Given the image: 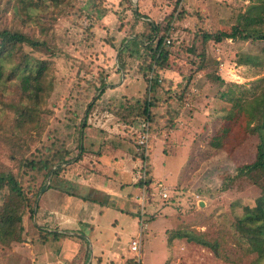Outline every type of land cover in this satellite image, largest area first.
<instances>
[{
	"label": "rangeland",
	"instance_id": "1",
	"mask_svg": "<svg viewBox=\"0 0 264 264\" xmlns=\"http://www.w3.org/2000/svg\"><path fill=\"white\" fill-rule=\"evenodd\" d=\"M174 1L0 0V28L11 27L40 39L50 34L60 49V54L52 56L42 46L7 44V53L0 56V135L2 125L13 126L34 152L55 141L62 144L68 155L57 172L59 179L68 164L70 172L74 167V173L81 167L94 171L98 150L94 144L91 150L82 148L85 136L124 140L139 158L136 133L126 125L127 120L135 124L131 120L144 104V92H136L145 83L137 66L148 52L144 44L151 33L148 20L164 25ZM255 3L181 0L176 7L175 15L182 11L185 16L172 22L174 30L167 37L172 66L161 74L158 94L150 96L156 111L149 121L146 155L152 181L146 185L145 212H160L155 221L147 222L145 213L141 216L137 210L136 234L131 237L133 231L128 229L115 243L129 246L140 234V264H250L256 255L237 239L233 220L242 205L254 204L260 186L234 175L238 166L255 158L258 138L246 126V106L240 107L254 104L253 97L264 90V39L222 36L217 40L218 34L230 33L237 23L243 26L244 18L256 11L250 7ZM251 24L264 33V18ZM205 33L212 37L203 42ZM23 57L33 71L37 62L45 63L38 78L40 88L32 85L34 73L29 69L10 74L15 64H24L19 63ZM100 77L107 86L98 95ZM238 97L243 101L238 102ZM95 110L120 119L117 129L110 121L103 126L88 123ZM6 151L5 141L0 142L4 168L10 165ZM228 178L232 180L227 182ZM158 181L180 193L177 204L161 206L162 199L155 194ZM137 188L136 193L141 189ZM41 195L42 191L37 208ZM43 224L36 213L26 216L25 227L35 242L0 244V264H63L48 242H37V227ZM179 231L208 244L178 237ZM86 243L91 252L88 239ZM111 244L107 241L102 247ZM130 257L129 251L119 264H128Z\"/></svg>",
	"mask_w": 264,
	"mask_h": 264
},
{
	"label": "trees",
	"instance_id": "2",
	"mask_svg": "<svg viewBox=\"0 0 264 264\" xmlns=\"http://www.w3.org/2000/svg\"><path fill=\"white\" fill-rule=\"evenodd\" d=\"M181 0L174 1V8L165 17L166 23L162 26L157 23L148 20L151 27V33L147 37V42L144 43L148 48V52L145 57L138 64V72L142 74L146 83L144 91V104L139 113L134 115L132 122H136L139 118L151 121L153 119V105L151 103L150 96L153 91L159 88L161 82V74L171 68V50L170 43H167V37L170 35L174 27L172 22L177 18L181 19L185 16V13L180 11L178 15H175L177 5ZM255 4L250 7L255 9L254 13L244 18L243 26L240 23L234 25L231 32L228 34H218L217 40H220L222 36L241 37L246 39L252 37V39H264V33L260 28H253L252 22H259L264 18V0H254ZM249 13V11H248ZM241 26V27H240ZM212 37L210 33L203 35V42L209 40ZM7 44L9 47L16 45H29L32 48L42 46L49 51L50 55L60 54L59 47L55 44L52 35L48 34V38H37L30 33L22 32L11 27L0 28V56H2L6 50ZM7 53V52H6ZM119 60V54L117 56ZM28 59L23 57L19 63L15 64L10 71V74L14 73L17 69H22L23 72H27L29 66L27 65ZM36 70L29 69L32 75V85L40 88L39 77L42 73V69L45 66L44 62H37ZM199 67V66H198ZM205 68V66H201ZM198 69V68H197ZM26 81L29 83V77H26ZM27 83V84H28ZM98 87L100 92L98 95L104 92V88L107 86L105 79L100 77L98 79ZM255 103L250 106L246 103L242 106H246L248 122L246 126L249 127L250 132L257 135L258 143L256 145V153L253 161L240 165L236 168V177H247L252 179L253 182L260 186V193L255 198L253 205L244 204L241 206V211L234 215L233 230L237 239L244 244V248L247 252H254L256 255L250 264H264V90L259 95L254 96ZM252 98V99H253ZM243 98L238 97V102ZM252 101V100H251ZM90 103L87 110L92 106ZM239 108V109H240ZM237 111H240V110ZM123 119V118H122ZM127 123H130L127 120ZM132 124V123H130ZM2 134L0 135V142H4L7 145V158L10 161V165L4 168V164L0 159V244L2 245H18L23 242L33 243L35 239L32 234L27 232L25 227L26 216L32 217L37 209V197L41 191L47 186V179L52 174L58 172L62 163L66 160L68 150L63 147L62 144L57 141L52 142L50 145H44L42 151L37 149L34 152L32 145L27 142L26 138L18 133V130L13 126H3ZM5 139V140H4ZM56 143V144H55ZM43 157H40L41 153ZM140 158H144L140 155ZM147 164L148 177L145 181H140L136 184L141 188L143 185H147L152 181L151 163L149 156L145 157ZM43 175L42 179L37 183V177ZM232 179L228 178L227 182ZM173 191V192H172ZM170 192L168 197L161 198L162 205L171 204L175 205L179 201L180 193L174 191ZM175 192V193H174ZM161 210V207H160ZM157 212V214L155 213ZM159 210H154V213H149L146 209L145 218L147 222H151L157 218ZM37 242L46 243L48 241H56L60 238V234L54 231H47L45 228L37 227ZM179 234V235H177ZM176 236H188L187 239L193 238L203 244H208L204 240L199 239L196 235L179 231ZM128 264H140L135 257H130L126 260Z\"/></svg>",
	"mask_w": 264,
	"mask_h": 264
},
{
	"label": "crops",
	"instance_id": "3",
	"mask_svg": "<svg viewBox=\"0 0 264 264\" xmlns=\"http://www.w3.org/2000/svg\"><path fill=\"white\" fill-rule=\"evenodd\" d=\"M143 85L137 93L145 91ZM153 94H158V89ZM90 138H83L82 148L84 145L88 151L94 148L92 144L97 147L94 171L88 173L81 167L74 173V167L70 172L68 164V169L62 170L63 179L57 177L58 173L52 174L35 213L44 223L41 227L60 234L58 240L48 241V245L63 264H119L130 250L128 245H115L116 241L128 229L133 231V237L138 227L134 197L138 188L132 180L138 157L124 140L110 135L108 141ZM54 176L58 179L53 180ZM107 241L112 244L103 248Z\"/></svg>",
	"mask_w": 264,
	"mask_h": 264
},
{
	"label": "built area",
	"instance_id": "4",
	"mask_svg": "<svg viewBox=\"0 0 264 264\" xmlns=\"http://www.w3.org/2000/svg\"><path fill=\"white\" fill-rule=\"evenodd\" d=\"M167 43H170V40H166ZM119 120L120 119H113V117H109L107 113H101L98 110H95L89 117H88V123H91V121H97L95 125H100L103 126L106 122H111V124L115 125V128L119 126ZM122 122V121H121ZM103 123V124H102ZM92 124V123H91ZM130 127L129 132L133 130L135 132V144H136V151L139 153V160L137 161L134 171H133V176L132 180L135 184L139 183L140 181H145L148 177L147 174V164L145 161V157L147 156V146H148V141L150 138V128H149V121L146 119L139 118L135 124H126ZM125 123H122V128L124 129L123 126H126ZM140 155H143L144 158H140ZM155 190H156V195L160 198H166L172 191L170 189V186L165 184L162 181H158L155 184ZM146 185H143L141 187L140 192H138L135 195V199L138 204V209L139 214L142 216L145 212V205H146V199H147V192H146ZM154 195V194H152ZM129 250L132 253V257H135V259L140 262L141 260V237L140 234L136 238H133L130 240L129 244Z\"/></svg>",
	"mask_w": 264,
	"mask_h": 264
}]
</instances>
